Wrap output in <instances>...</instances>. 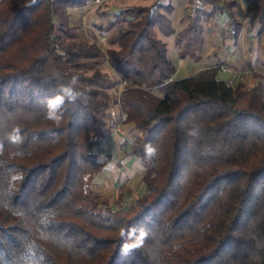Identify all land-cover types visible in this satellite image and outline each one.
Wrapping results in <instances>:
<instances>
[{"label": "trees", "instance_id": "obj_1", "mask_svg": "<svg viewBox=\"0 0 264 264\" xmlns=\"http://www.w3.org/2000/svg\"><path fill=\"white\" fill-rule=\"evenodd\" d=\"M84 1L0 0V264H264V63L250 86L215 65L170 78L156 6L112 11L101 52L68 23ZM246 20L264 33V0ZM196 26L197 12L179 57L195 56ZM126 122L141 191L112 208L93 148Z\"/></svg>", "mask_w": 264, "mask_h": 264}, {"label": "crops", "instance_id": "obj_2", "mask_svg": "<svg viewBox=\"0 0 264 264\" xmlns=\"http://www.w3.org/2000/svg\"><path fill=\"white\" fill-rule=\"evenodd\" d=\"M100 1L95 0L96 3ZM221 1H225L224 10L211 11V4L207 2L202 3L199 7L197 11V26L194 28V34L198 35L199 39L197 45L194 47L196 54L191 58L202 62L199 68L222 64L226 69L217 71L220 73L218 75L221 78H225L229 82L241 80L247 86H250L256 80L253 72L260 71L259 66L264 63V33L261 27H259L260 25L257 20H253L250 23L246 20V5L248 0ZM85 2L78 6L70 7L68 12L76 11L81 6L84 7ZM110 2L113 6H116L107 12L108 16L106 15V18L108 20L112 19V11L132 5H150L155 0H110ZM186 4L187 0H156L155 5L157 21L153 26V30L156 36L164 42L166 56L169 58L168 52L172 51L173 56L178 59L177 63H181L190 57H179L175 43L176 35L187 28L188 18H190L186 14ZM96 23L100 25L97 20ZM186 33L187 35H191L190 30ZM224 51L225 53L223 54ZM261 80L263 81L264 88V75L261 76ZM108 110L114 116L119 115L117 104L111 105ZM118 125H121V127L125 126L126 129L131 127V123L129 122L119 123ZM108 136L114 140L113 149L116 152V149L119 150V141L122 136L117 131V128H114ZM98 146L105 147L104 140ZM109 150H106V154L109 155L108 160L110 161L114 158V153L112 154ZM123 157H132V161L137 162L134 156L123 155ZM108 169L109 165H103L100 168L92 179L94 184L104 178Z\"/></svg>", "mask_w": 264, "mask_h": 264}, {"label": "rangeland", "instance_id": "obj_3", "mask_svg": "<svg viewBox=\"0 0 264 264\" xmlns=\"http://www.w3.org/2000/svg\"><path fill=\"white\" fill-rule=\"evenodd\" d=\"M85 1L84 7L81 6L76 11L73 10L68 12V23L75 26L79 37L97 47L101 52H104L105 48L110 46L108 43V37L116 30L115 25H109L106 15L108 16L107 12L111 11V9L116 5L113 6L110 0H101L98 3H96L95 0ZM152 5H154L153 8H155L156 0ZM96 20L99 21L100 25L96 23ZM123 23L124 22L120 24L122 25ZM224 53L225 51L223 54ZM168 55H170L169 58L172 60L174 66V69L170 74V78L186 76L193 70L199 68L202 63L200 60L192 59L191 57L187 58L181 63H177L178 59L177 57L173 56L172 51L168 52ZM95 66H97L101 71H105L109 75L114 76L104 56L99 58V62L95 64ZM218 74L220 73L218 72ZM115 76H118V74H115ZM124 83V80L119 78L117 84H115L112 89H109V91H118V89H120ZM115 128H117V131L120 132L122 138L125 135H130L127 132L129 129H126L125 126L121 127V125H118ZM120 141L118 148L119 150L116 149V152L113 149L115 142L110 136L104 139L106 145L105 147L97 146L93 148V150L98 153L100 158L105 157L107 149H110L109 152L112 154L114 153V158L110 161L108 160L107 163L104 164V166L109 165L107 173L104 175L102 180L97 181L98 183L95 184L93 189L94 192L100 193L102 196L106 197L109 205L112 208L116 206L124 207L132 200V196L138 194L141 191L139 175L143 169L142 162L138 157L135 156L134 157L137 159V162L132 161V157L124 158L122 150H120ZM122 184L130 188V193L124 191L120 193L122 191ZM119 194H121V196H119Z\"/></svg>", "mask_w": 264, "mask_h": 264}, {"label": "built area", "instance_id": "obj_4", "mask_svg": "<svg viewBox=\"0 0 264 264\" xmlns=\"http://www.w3.org/2000/svg\"><path fill=\"white\" fill-rule=\"evenodd\" d=\"M201 6L200 0H187L186 4V14L188 17H193L199 7ZM154 7V5L152 6ZM225 66L222 64L216 65V70L217 71H223L225 70Z\"/></svg>", "mask_w": 264, "mask_h": 264}]
</instances>
